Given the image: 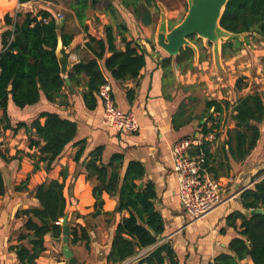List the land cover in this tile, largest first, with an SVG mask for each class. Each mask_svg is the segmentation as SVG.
Returning <instances> with one entry per match:
<instances>
[{
    "label": "crops",
    "instance_id": "obj_1",
    "mask_svg": "<svg viewBox=\"0 0 264 264\" xmlns=\"http://www.w3.org/2000/svg\"><path fill=\"white\" fill-rule=\"evenodd\" d=\"M111 1L119 14V20L128 27L125 34L127 39L134 41L146 52V65L138 78L116 80L104 68L103 61L100 63L112 86L117 107L131 112L138 121L139 129L128 132L106 124L99 94L97 106L88 108L83 97L84 88L72 82L67 83L63 89L66 99L64 104L50 102L44 94L38 103L24 108L9 102L7 112L13 126L19 121L30 124L42 111H54L76 121L78 130L73 142L66 146L50 171L44 168L34 171L33 160L26 155L33 151L28 146L27 128L14 131L5 129L0 123V150L4 155L0 153V169L6 186L5 194L0 195V264L18 262L15 251L10 247L20 243L18 235L23 231L27 217L17 216V211L37 206L36 186L45 179L62 180L61 171L67 174L64 193L67 198L68 223L72 226L81 225L87 234V239L72 243L74 234L70 233L69 245L76 258L73 264H148L141 263L140 259L164 243H169L174 250L175 262L168 261V264H209L218 254L229 251V242L239 235L238 228L227 224V216L235 210L251 213V210L243 207L240 195L244 189L253 187L254 181L263 177L261 175L252 181L253 176L264 168V121L260 124L259 142L244 161L231 159V168L218 169V175L210 171L213 177L222 182L223 201L199 219L190 217L182 206L178 180L173 169V147L185 137L203 138L204 128L218 123V128H214L217 136L212 133L214 137L207 140L212 141L210 165L225 160L222 146L227 139L228 129L234 127L231 119L233 105L241 96L260 91L264 87V37L260 41L251 40L238 54L227 58L222 56L221 47L222 71L215 63L212 45L202 43V40H195L202 52H198L197 57L194 55L190 62L179 65L176 56H169L157 45L156 31L161 19L160 4L165 7L171 28L185 16L187 0H161L157 2L159 14L155 0H141L136 11L124 7L120 0ZM34 2L0 0V40L1 34L10 28L5 24L4 15L9 13L16 17L19 11L35 14L38 10L32 8ZM51 4L57 6L47 1V5L41 4L39 8L48 9L59 16L62 13L57 12L60 7L53 8ZM63 15L66 31L74 34L71 44L67 46L70 69L73 64L92 56L85 47L88 33L99 38L105 37L104 27L111 19L102 6L92 9L87 20L89 30L86 32L80 27L72 9ZM69 19H72V23L68 26ZM117 46L124 48L120 37ZM203 46L207 50L204 51ZM225 102L229 103L228 108ZM215 103L222 105V114L215 113ZM212 113L218 122L210 119ZM44 120L41 118L42 123ZM81 139H86L87 149L81 160L76 162L74 154L78 147L74 146V142ZM100 145L104 146V162H108L114 153L123 154V173L130 161L143 163L145 174L142 184H154V205L162 215L165 226L155 244L141 248L137 254L117 263L109 262L108 254L117 224L123 216L129 215V211H116L117 197L104 192V204L100 213H97L96 198L93 195L95 179L87 178L83 164L90 151ZM17 187L22 189L18 190ZM240 222L237 220L238 225ZM62 237L60 240L51 235L45 237L46 249L37 264H72L63 253ZM242 264L254 263L247 258Z\"/></svg>",
    "mask_w": 264,
    "mask_h": 264
},
{
    "label": "trees",
    "instance_id": "obj_2",
    "mask_svg": "<svg viewBox=\"0 0 264 264\" xmlns=\"http://www.w3.org/2000/svg\"><path fill=\"white\" fill-rule=\"evenodd\" d=\"M27 1L31 0H20L21 3ZM101 1L69 0V7L80 27L86 32L89 30V13L97 8ZM106 1L103 10L111 20L104 27L105 37L99 38L88 33L85 47L90 50L92 56L73 64L66 75L61 73L56 53L60 38L66 47L74 38V34L66 31V23L58 27V16L43 8L35 14L19 11L16 17L9 13L3 17L5 24L10 28L1 34L0 40V123L5 129L14 131L27 128L28 146L33 151L27 152L26 155L33 160L34 171L41 168L50 171L53 168L54 162L66 146L73 142L78 124L62 117L58 112L42 111L30 124L19 121L13 126L7 112L9 102L24 108L38 103L44 94L48 101L64 104L66 99L63 89L67 86L68 79L84 88L83 97L87 107L95 108L99 89L107 82L100 61H103L104 68L116 80L136 79L146 65V52L134 41L127 39L126 23L119 20L113 2ZM120 2L134 11L141 5V0ZM221 25L234 33H247L244 39L230 37L223 41L222 56H234L251 40L260 41L264 37V0H229L221 18ZM118 37L124 48L117 46ZM190 39L196 45L198 43L195 40H200L195 35ZM208 43L211 45V42ZM194 55L193 48L186 46L181 49L176 59L178 64L182 65L193 60ZM165 61L168 62V59ZM215 104V113L222 114V105ZM225 104L228 108L229 103ZM41 118H45L43 123ZM210 119L218 122L214 113L210 115ZM231 119L234 127L228 129L227 139L222 146L225 160L210 165L212 141H205L201 145L207 156L205 166L209 172H214V175H218V169H230L231 159L244 161L256 148L261 137L260 124L264 121V87L260 91L238 98L233 105ZM218 126V123H215L210 128L205 127L203 133H215L217 136ZM74 146L78 147L74 160L79 162L86 152L87 141L78 140L74 142ZM103 151V145L95 147L84 159L83 164L87 170V178L95 179L93 195L96 198L97 213H100L103 207L104 192L117 197L116 211H129V215L123 216L117 224L108 254L109 262L117 263L137 254L139 249L155 244L158 241L157 236L163 234L165 226L162 215L154 205V184H142L145 174L143 163L132 160L126 165L123 173V154L114 153L108 162H104ZM0 153L4 156L1 150ZM261 175L263 177L260 180L254 181ZM61 176L62 180L45 179L36 186L35 197L39 202L37 206L17 211V216H26L27 219L23 231L18 235L20 243L10 247L17 255L16 264H37L38 258L46 249L47 235L61 239L63 224L59 221L66 216L67 198L64 189L67 174L61 171ZM252 181L254 186L242 191L241 203L247 210L264 209V168L253 176ZM5 192V181L0 169V195ZM237 220H241L239 225ZM227 224L238 228L239 235L229 242V251L218 254L209 264H242L247 258L254 264H264V213L251 214L235 210L227 216ZM69 226L70 233L74 234L72 243L87 239L86 231L81 225ZM168 261L175 262L174 250L169 243L157 246L140 259L141 263L148 264H168Z\"/></svg>",
    "mask_w": 264,
    "mask_h": 264
},
{
    "label": "built area",
    "instance_id": "obj_3",
    "mask_svg": "<svg viewBox=\"0 0 264 264\" xmlns=\"http://www.w3.org/2000/svg\"><path fill=\"white\" fill-rule=\"evenodd\" d=\"M98 94L103 103V121L106 124L128 132L139 129L135 116L117 107L108 81L100 87ZM213 137L212 133L203 138L185 137L173 147V169L178 180L179 197L185 212L193 219L207 215L223 201L222 182L208 171L205 166L206 151L201 147Z\"/></svg>",
    "mask_w": 264,
    "mask_h": 264
},
{
    "label": "water",
    "instance_id": "obj_4",
    "mask_svg": "<svg viewBox=\"0 0 264 264\" xmlns=\"http://www.w3.org/2000/svg\"><path fill=\"white\" fill-rule=\"evenodd\" d=\"M188 8L183 19L173 27H169L167 13L165 7L160 4L161 19L156 31V43L169 56H177L181 49L186 46L192 47L196 57L198 52L195 49L194 42L190 39L191 36H197L203 39L206 43L211 42L214 59L217 67L222 71L221 65V47L224 40L230 37L244 39L247 33H234L225 29L221 25V18L229 0H187ZM65 18L61 17L57 26L64 25ZM194 43V44H193ZM61 73L66 75L69 71V51L64 46L61 38L56 50ZM67 83L70 81L67 79ZM251 214L264 213V209H252ZM63 224V253L70 263H75L76 258L69 245L70 241V226L68 217L62 218Z\"/></svg>",
    "mask_w": 264,
    "mask_h": 264
},
{
    "label": "rangeland",
    "instance_id": "obj_5",
    "mask_svg": "<svg viewBox=\"0 0 264 264\" xmlns=\"http://www.w3.org/2000/svg\"><path fill=\"white\" fill-rule=\"evenodd\" d=\"M35 2L33 3V7L32 8H34V9H36V10H39L40 8V5L41 4H44V5H47V1H51L52 3L54 2V3H56L57 4V6L55 5H50V6H52L53 8H56V7H58L60 10L58 11L57 10V12H62V13H60L61 15H62V17H64V15L63 14H65L66 12H67V10H69V9H71L70 7H69V0H34ZM159 1H161V0H155V4H156V9H157V11H158V14H159V8L157 7V2H159ZM106 0H102L101 1V3H100V5L98 6V7H103L105 4H106ZM186 8V7H185ZM27 9H31V8H27ZM35 11V10H34ZM95 17H96V14H95ZM97 18V17H96ZM70 20V22H69V24H68V26L69 25H71V20L72 19H69ZM97 20V19H96ZM198 39H200V40H202V43H206V41H204L203 39H201V38H198ZM194 44V43H193ZM194 46H195V49H196V51L197 52H202V49L201 48H199L196 44H194ZM205 49L207 50V48L205 47V46H203V50L205 51ZM163 50V49H162ZM164 51V50H163ZM164 53H166L165 51H164ZM167 54V53H166ZM226 120H227V118H226ZM261 150H262V148H261ZM261 153H263V151L261 152Z\"/></svg>",
    "mask_w": 264,
    "mask_h": 264
}]
</instances>
